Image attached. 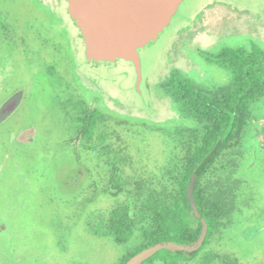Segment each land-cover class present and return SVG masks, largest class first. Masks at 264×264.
Returning a JSON list of instances; mask_svg holds the SVG:
<instances>
[{
    "label": "rangeland",
    "instance_id": "rangeland-1",
    "mask_svg": "<svg viewBox=\"0 0 264 264\" xmlns=\"http://www.w3.org/2000/svg\"><path fill=\"white\" fill-rule=\"evenodd\" d=\"M5 3L13 19L33 23L34 34L29 31L27 38L30 47L39 45V41L56 40L65 45L54 16L35 10L29 0ZM65 6L62 1L54 12L67 24ZM247 41L264 51V0H182L169 24L138 49V85L133 64L123 58L93 65L78 54L76 70L85 85L106 99L105 113L128 122L117 128L139 173H145L163 164L171 142L170 135L150 126L161 125L173 131L192 125L162 89V83L173 71H180L200 86L215 89L227 82L228 75L205 61L203 55ZM42 45L45 47L39 59L28 55L23 60L14 53L15 71L3 83V91L29 84L46 59L62 64L45 43ZM37 93L33 90L0 124V264H114L126 246L92 232L88 224L112 201L101 192V180L93 167L96 157L87 149L77 152L69 129L57 120L47 99ZM261 110L260 101L252 105L253 120ZM142 123L147 126L140 129ZM30 124L37 130L33 139L28 141L23 135L16 141L12 138L13 133ZM248 143L245 139L242 145L237 175L246 177L252 185L254 199L213 239L212 247L235 253L244 264H264V153L253 155ZM98 171L103 175V170ZM95 180L96 188L92 184ZM93 188L95 197L86 201ZM137 239L132 237L128 245Z\"/></svg>",
    "mask_w": 264,
    "mask_h": 264
},
{
    "label": "trees",
    "instance_id": "trees-1",
    "mask_svg": "<svg viewBox=\"0 0 264 264\" xmlns=\"http://www.w3.org/2000/svg\"><path fill=\"white\" fill-rule=\"evenodd\" d=\"M212 59L229 70V81L207 89L173 71L161 85L181 112L192 121L173 131L150 127L170 135V150L163 164L139 173L127 141L117 126L128 125L94 108L77 110L69 138L96 157L93 167L101 180V192L112 198L109 206L88 224L92 232L126 246L114 264H124L133 254L159 242L188 243L201 232L187 196L190 179L196 206L207 223L202 245L194 252L160 249L141 264H244L230 251L212 247L213 239L231 226L235 217L254 199L252 185L237 170L248 126L254 118L252 103L264 99V51L225 46ZM114 62V61H113ZM147 126L142 123L141 127ZM111 138V139H109ZM103 170V175L98 174ZM96 188L98 181H93ZM85 197L91 201L95 189ZM135 243L128 245L132 237ZM82 264V263H75Z\"/></svg>",
    "mask_w": 264,
    "mask_h": 264
},
{
    "label": "flooded vegetation",
    "instance_id": "flooded-vegetation-1",
    "mask_svg": "<svg viewBox=\"0 0 264 264\" xmlns=\"http://www.w3.org/2000/svg\"><path fill=\"white\" fill-rule=\"evenodd\" d=\"M62 1L66 3L65 10L68 14L67 18L71 20V24L69 23V19H67L68 23L65 24L64 21L54 12L57 6L62 5ZM29 2L31 4L30 6H34L35 10L37 9L42 13L52 15L56 18L57 22L60 23L59 27L63 32L62 36L64 38L63 42L65 45H61L60 42L56 40L49 43H46V41H39V45L30 47L28 45L29 41L27 38L31 33L34 34L33 23H20L19 20L13 19L11 17V13L13 12L10 11V8L6 5L5 0H0V96H3L0 100V106L10 96L21 91L22 97L20 103L15 108V110H17L21 103L27 99V97H29L31 92L34 90V92L38 91L37 94L39 96L42 95L44 99H47L52 111L55 112L57 120L64 124L67 128L75 126V112L77 110L94 108L103 114H107L105 113L108 108L106 99H104L100 92L85 85L82 82L81 77L78 75L76 70V56L78 54H83L85 61L93 65H98L105 61L87 59L83 36L78 26L75 24L74 18L68 11V1L29 0ZM75 27L77 28V32L74 31ZM29 31H31V33H29ZM34 37L36 36L34 35ZM247 42L248 43L245 45L239 46L224 45L220 47L218 51L203 55V59L217 65V67H219L222 71H225L228 75V82L231 76L229 70L222 67L216 60L212 59V57L220 52V50H222L225 46L249 47L252 42ZM43 43H45L46 47L50 49V52L52 51V53L56 55V58L61 59L62 64H60L58 60L46 59L45 63L39 67L38 71L34 72L33 78L30 80L29 84H21L18 87L14 86L10 88L9 92L3 91V83H5V81H7L15 71L16 64L14 53H18L20 59L23 60H27L28 55H32L34 59H39L42 57V48L45 47L42 45ZM259 101L262 104V110L260 113L255 114L257 119H252L245 137L246 141L249 142L248 144L252 147L251 151L253 155L255 154L257 156L260 153H264V99ZM255 103H252V105ZM14 111L11 112L2 122H0V124L6 122L13 115ZM36 134V127L30 124L23 126V129L19 133H13L12 138L16 141L21 139V136L23 135L27 137L26 139L28 141H30V139H33Z\"/></svg>",
    "mask_w": 264,
    "mask_h": 264
},
{
    "label": "water",
    "instance_id": "water-1",
    "mask_svg": "<svg viewBox=\"0 0 264 264\" xmlns=\"http://www.w3.org/2000/svg\"><path fill=\"white\" fill-rule=\"evenodd\" d=\"M68 11L74 18L85 44L88 60L113 62L129 60L136 72V84L141 79L138 49L153 41L169 24L172 14L182 0H67ZM21 91L10 96L0 106L2 122L19 105ZM195 171L187 188L193 215L201 222L199 236L188 243L159 241L133 254L124 264H141L160 249L175 253L196 251L207 233V223L197 209L193 196Z\"/></svg>",
    "mask_w": 264,
    "mask_h": 264
}]
</instances>
